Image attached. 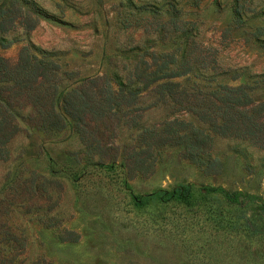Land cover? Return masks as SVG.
Here are the masks:
<instances>
[{
  "label": "rangeland",
  "instance_id": "374dc122",
  "mask_svg": "<svg viewBox=\"0 0 264 264\" xmlns=\"http://www.w3.org/2000/svg\"><path fill=\"white\" fill-rule=\"evenodd\" d=\"M0 112V264H264V0H0Z\"/></svg>",
  "mask_w": 264,
  "mask_h": 264
},
{
  "label": "trees",
  "instance_id": "16d2710c",
  "mask_svg": "<svg viewBox=\"0 0 264 264\" xmlns=\"http://www.w3.org/2000/svg\"><path fill=\"white\" fill-rule=\"evenodd\" d=\"M26 66V65H25ZM24 65H21V69L22 70H26V67H25ZM163 67L162 66H160V67H158L157 69H156V72H158L159 70H161ZM39 69H43V67H41V68H39ZM166 77H168V75L167 76H165V78ZM109 96H111V94H109ZM108 96V97H109ZM110 99H111V97L110 98H106V101L107 102H109L110 101ZM72 106V105H71ZM73 107V106H72ZM77 112V111H76ZM67 113V115H69V117H73L72 116V114H70V112H66ZM0 114H1V112H0ZM2 124V123H1ZM179 198H178V200L179 201H181V202H183V203H185V201L187 200V194H179V196H178ZM225 197H228V195L227 194H225Z\"/></svg>",
  "mask_w": 264,
  "mask_h": 264
}]
</instances>
